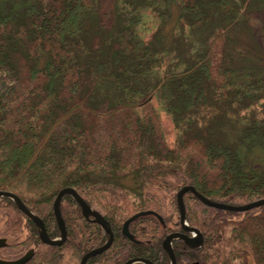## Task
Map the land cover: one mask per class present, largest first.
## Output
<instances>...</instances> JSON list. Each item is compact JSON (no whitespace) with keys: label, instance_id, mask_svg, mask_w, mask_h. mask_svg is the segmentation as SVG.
<instances>
[{"label":"trees","instance_id":"16d2710c","mask_svg":"<svg viewBox=\"0 0 264 264\" xmlns=\"http://www.w3.org/2000/svg\"><path fill=\"white\" fill-rule=\"evenodd\" d=\"M263 4L0 0V189L16 193L53 237L59 231L55 195L75 188L113 233L110 246L85 264H121L133 256L168 264L161 241L180 229L176 192L182 185L229 204L264 197V108L251 104L264 93V67L236 68L226 50L239 25L264 43ZM170 7L186 30L202 31V40L183 67L161 72L155 53L162 49L139 26L143 8L163 18ZM155 94L177 129L171 143ZM223 100L246 114L232 144L215 141L210 126L198 123L205 106ZM182 199L186 220L203 241L197 250L173 241L178 262L264 264V204L234 211L206 205L191 191ZM143 209L157 212L163 226L153 215L134 219L135 242L121 227ZM0 210L14 230L29 224L37 255L27 264H78L105 240L102 225L88 220L67 193L60 199L61 244L43 243L11 198L0 197Z\"/></svg>","mask_w":264,"mask_h":264},{"label":"rangeland","instance_id":"374dc122","mask_svg":"<svg viewBox=\"0 0 264 264\" xmlns=\"http://www.w3.org/2000/svg\"><path fill=\"white\" fill-rule=\"evenodd\" d=\"M143 15V22L139 27L145 28V38L151 40L156 49H162V51L155 53V58L159 60L158 65L161 72L181 68L186 64V59L193 58L195 49L198 47L196 43L202 40V31H200L201 34H199V31L195 34L190 30H186L183 27L184 24L176 20V13L173 7H170L163 18L155 16L156 14L154 15V13L144 8ZM258 16L259 19L263 20L262 11L258 12ZM235 36V41L227 47L228 49L226 48V50L232 51V64L236 68H241L248 64L253 67H264V43L258 40V36L255 35L254 37L243 25H239L236 28ZM196 37L198 38L195 41ZM239 53H241V56ZM179 60L182 62L176 63ZM256 63H259V65ZM223 101L224 103L221 102L218 105L205 106L203 108L205 117L204 119H199L198 123L210 126L212 137L215 141L232 144L235 140L237 129L245 121L246 114L244 112L247 113V110H244L243 113L245 115L241 116L240 114L242 113L238 112L236 104ZM153 102L158 110L166 138L171 143L177 130L174 122L164 111L162 102H160L159 97H156V94L153 97ZM251 102L252 108L255 106L264 108V93L260 99ZM206 111L208 112L205 115ZM228 230L229 228L227 227L226 231Z\"/></svg>","mask_w":264,"mask_h":264},{"label":"water","instance_id":"95a60500","mask_svg":"<svg viewBox=\"0 0 264 264\" xmlns=\"http://www.w3.org/2000/svg\"><path fill=\"white\" fill-rule=\"evenodd\" d=\"M185 191L193 192L197 196V198L206 205H210L216 208L234 210V211L247 210V209L257 207L259 205L264 204V197L258 198L250 202H246L244 204H229L226 202L215 201V200L209 199L208 197L200 193L191 184L182 185L176 192V198H177V205H178V210H179V221H180V224L184 232L182 231L170 232L161 241V247L166 252L168 259H169L168 264H176L175 255H174V251L172 247V241L174 239L183 241L189 248H192V249H195L201 246L202 244L203 238H202L201 231L196 226L189 225L186 220L184 203L182 199L183 193ZM65 193L69 194L79 204L81 208V212L86 218H90L91 216L92 217L91 220H94L98 222L99 224H101L105 231L104 242L101 245L90 249L89 251L84 253L82 257L80 258L78 264H85L86 261L90 257L94 256L95 254H99L100 252H102L103 250H105L106 248L110 246L112 239H113V233L111 231L108 221L101 215L100 212H98L96 209L90 206L80 196V194L76 191L75 188H73L72 186L62 187L58 190V192L55 195L52 207H53V213L55 216V221H56L59 232L53 238L48 236L43 220L37 214H35L32 210H30L16 193L12 191H8V190H0V197L7 196L11 198L16 204V206L21 211H23L25 215H27L29 218L32 219V221L36 225L38 236L43 242L49 243V244H61L66 237V227H65V223H64V220L60 212V199L62 195ZM142 215L155 216L158 219L160 225L163 226V221H162L161 216L153 210L146 209V210H141V211L132 213L129 217H127L124 220L122 227H121V231L129 239L135 242H139L140 239L136 237L134 234H132L129 231L128 227L131 221H133L134 219ZM186 232L190 234L188 235ZM12 242L13 241L11 239L0 237V246L5 245V244H11ZM32 251H33L32 249H28L23 255H21L20 257L16 259L0 258V264H23L25 261H27L30 258ZM135 263L155 264L152 260L145 258V257H132V258L127 259L122 264H135ZM191 264H197V262L193 261Z\"/></svg>","mask_w":264,"mask_h":264},{"label":"flooded vegetation","instance_id":"af4514ba","mask_svg":"<svg viewBox=\"0 0 264 264\" xmlns=\"http://www.w3.org/2000/svg\"><path fill=\"white\" fill-rule=\"evenodd\" d=\"M0 190H3V189H0ZM10 191V190H8ZM14 202V201H13ZM16 205V204H15ZM95 209V208H94ZM97 210V209H96ZM144 210V209H143ZM98 211V210H97ZM137 211H141V210H136L134 212H137ZM23 212V211H22ZM99 212V211H98ZM133 212V213H134ZM24 213V212H23ZM132 214V213H131ZM130 214V215H131ZM102 215V214H101ZM129 215V216H130ZM27 216V215H26ZM128 216V217H129ZM31 219V218H30ZM88 220L90 221H94V220H91L92 217L90 216V218H87ZM96 222V221H95ZM132 222V221H131ZM130 222V223H131ZM98 223V222H97ZM35 224V223H34ZM36 226V225H35ZM129 228V227H128ZM37 230V228H36ZM173 231H182L184 232L181 224H180V229H171L168 233L170 232H173ZM59 232V231H58ZM167 233V234H168ZM188 235L190 233L186 232ZM38 234V232H37ZM48 234V233H47ZM58 234V233H57ZM56 234V235H57ZM165 234V236L167 235ZM55 235V236H56ZM49 236V235H48ZM53 236V237H55ZM164 236V237H165ZM0 237H4L6 239H11L13 242L11 244H5V245H1L0 246V258L2 259H16L18 257H20L21 255H23L28 249H32V254L30 256V258L25 261L23 264H27V262L29 260H32L34 258V256L36 257V249L33 245V243L31 242V238H30V234H29V224L26 222V223H21L19 224V227L17 230H14V226L11 224V219L10 217L5 214V212H3L2 210H0ZM39 237V236H38ZM51 237V236H49ZM51 237V238H53ZM203 238V237H202ZM40 239V238H39ZM41 240V239H40ZM176 239H174L173 241H175ZM42 241V240H41ZM172 241V242H173ZM180 241V240H178ZM203 241V239H202ZM43 242V241H42ZM183 242V241H181ZM45 243V242H43ZM49 244V243H47ZM184 246H186V249L187 250H197L199 247L195 248V249H192V248H189L184 242H183ZM202 245V244H201ZM107 249V248H106ZM89 251V250H88ZM185 251V250H184ZM86 253V252H85ZM189 254V253H187ZM174 255H175V252H174ZM82 257V256H81ZM133 257H142V256H133ZM168 257V256H167ZM91 258V257H90ZM132 258V257H130ZM146 258V257H145ZM129 259V258H128ZM149 259V258H148ZM80 260V259H79ZM89 260V259H88ZM87 260V261H88ZM127 260V259H126ZM125 260V261H126ZM151 260V259H150ZM175 260H176V264H191L193 261H196L197 264H200V261L199 259L197 258H191L190 260L188 261H180L178 262V259L176 258V255H175ZM86 261V262H87ZM123 261V262H125ZM122 262V263H123ZM79 263V261H78ZM121 263V264H122ZM155 263V262H154ZM144 264V263H142ZM156 264V263H155Z\"/></svg>","mask_w":264,"mask_h":264}]
</instances>
